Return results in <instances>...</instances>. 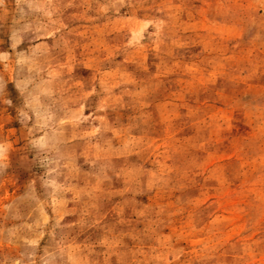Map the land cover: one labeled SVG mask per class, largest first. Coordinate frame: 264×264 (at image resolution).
<instances>
[{"label":"rangeland","instance_id":"rangeland-1","mask_svg":"<svg viewBox=\"0 0 264 264\" xmlns=\"http://www.w3.org/2000/svg\"><path fill=\"white\" fill-rule=\"evenodd\" d=\"M0 264H264V0H0Z\"/></svg>","mask_w":264,"mask_h":264}]
</instances>
